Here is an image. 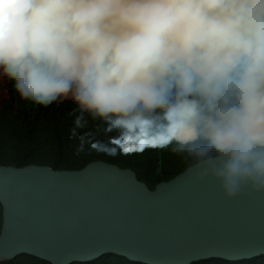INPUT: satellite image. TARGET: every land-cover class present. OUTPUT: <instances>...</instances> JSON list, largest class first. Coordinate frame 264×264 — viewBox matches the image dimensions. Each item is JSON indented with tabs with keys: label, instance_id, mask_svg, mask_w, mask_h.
Wrapping results in <instances>:
<instances>
[{
	"label": "clouds",
	"instance_id": "clouds-1",
	"mask_svg": "<svg viewBox=\"0 0 264 264\" xmlns=\"http://www.w3.org/2000/svg\"><path fill=\"white\" fill-rule=\"evenodd\" d=\"M0 77L70 97L111 156L167 147L226 197L264 192V0H0Z\"/></svg>",
	"mask_w": 264,
	"mask_h": 264
},
{
	"label": "water",
	"instance_id": "water-1",
	"mask_svg": "<svg viewBox=\"0 0 264 264\" xmlns=\"http://www.w3.org/2000/svg\"><path fill=\"white\" fill-rule=\"evenodd\" d=\"M0 261L49 264L113 254L141 264L244 261L264 256V192L226 197L195 163L149 189L129 168L0 165Z\"/></svg>",
	"mask_w": 264,
	"mask_h": 264
},
{
	"label": "trees",
	"instance_id": "trees-1",
	"mask_svg": "<svg viewBox=\"0 0 264 264\" xmlns=\"http://www.w3.org/2000/svg\"><path fill=\"white\" fill-rule=\"evenodd\" d=\"M10 82V81H9ZM0 94V165L23 167L45 165L53 169L78 170L86 164L100 160L131 169L136 178L149 189L171 179L193 162L183 159L167 147H145L142 151L111 156L95 151L90 144L80 148V136L96 134L106 139L111 133L103 131L98 118L86 115L85 127L76 128L74 120L78 114L71 98L41 105L19 96L12 83ZM2 208L0 205V228ZM0 264H49L28 255H20ZM72 264H141L127 261L113 254H106L87 263ZM191 264H264V256L244 261L209 259Z\"/></svg>",
	"mask_w": 264,
	"mask_h": 264
},
{
	"label": "rangeland",
	"instance_id": "rangeland-1",
	"mask_svg": "<svg viewBox=\"0 0 264 264\" xmlns=\"http://www.w3.org/2000/svg\"><path fill=\"white\" fill-rule=\"evenodd\" d=\"M10 82L5 77H0V94L5 91V86H9ZM62 98H70V97H62Z\"/></svg>",
	"mask_w": 264,
	"mask_h": 264
}]
</instances>
